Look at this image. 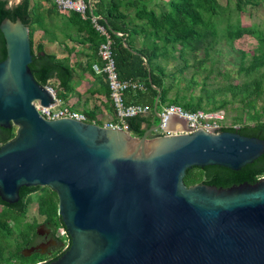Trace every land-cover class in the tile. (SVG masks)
Segmentation results:
<instances>
[{
    "label": "water",
    "instance_id": "obj_1",
    "mask_svg": "<svg viewBox=\"0 0 264 264\" xmlns=\"http://www.w3.org/2000/svg\"><path fill=\"white\" fill-rule=\"evenodd\" d=\"M0 206L12 208L23 188H48L66 249L42 264H264V177L227 189L184 186V173L251 164L264 141L231 132L140 138L121 129L36 112L51 103L28 69L27 28L0 22ZM168 130L183 123L169 119Z\"/></svg>",
    "mask_w": 264,
    "mask_h": 264
},
{
    "label": "trees",
    "instance_id": "obj_2",
    "mask_svg": "<svg viewBox=\"0 0 264 264\" xmlns=\"http://www.w3.org/2000/svg\"><path fill=\"white\" fill-rule=\"evenodd\" d=\"M243 1L234 0L237 5L242 4ZM164 5L165 9L156 14L147 9L143 0H97L94 4V13L99 16V23L105 28L111 40V52L119 79H131L142 84L144 92H147V95H152L150 104H147L151 109L156 99L155 108L157 106L161 108L168 105H178L184 111L194 112L201 108L198 102L193 105H189L187 102L177 104V101L173 99L162 106L167 87L164 86L163 79L165 76L156 62L157 59L171 57L174 52L179 58H182L184 54H191L204 47L206 42L208 45L218 37L235 40L242 35L249 34L259 37L264 43V31L260 32L252 27H240L238 21L234 25H230L227 18L223 28L216 29L218 20H220V13L218 12L220 7L215 0H169ZM50 6L51 10L46 11V13L54 14L55 12V16L61 15L56 12L51 4ZM120 6L132 7L135 10V19L143 20V23L138 25L137 29L129 28L128 22H125V16L118 11ZM32 15L33 10L29 0H20L17 5L11 8H6V3L0 1V22L9 16L13 21L19 20L27 28L31 54L28 69L33 80L40 86L46 85L49 80H54L58 89L56 97L64 101L69 93H73L71 86L73 69L68 60V55L72 52L70 50L66 53V57L56 58L53 54L46 53L40 42L35 45V50L32 51L30 33L33 25H40L39 20ZM61 16L65 17V25L72 26L74 29L75 39H71L73 43L87 46L86 48L89 50V53L85 54L89 59L87 69L91 70V64L97 62L96 46L103 39L93 31L87 21L80 20L76 14L69 13ZM143 31H147L146 37L152 40V44H142L138 50H132L130 39ZM116 33L122 36L117 37ZM4 57L3 40L0 34V61ZM92 61L94 62L91 63ZM238 72L243 74V81L239 85L228 86V89L232 92L233 97H237L253 124L251 126L242 125L236 129L229 126L222 128L220 132L236 133L240 136L264 141V122L259 121L262 113L255 110L258 97L264 103V44L250 55L246 66H241ZM105 96L108 97L107 88ZM140 99L141 96L137 98L135 103L143 104ZM222 106L223 104L217 107L213 106L210 110L204 111H215ZM157 122L154 115L149 114L145 117L129 118L125 120V125L131 136L140 138L145 130L154 127ZM13 135L12 127L9 129L0 128V145L10 140ZM261 177H264V151L251 164L241 167L236 172L217 166H207L201 169L192 167L184 173L182 183L184 186L202 183L217 189H227L241 183L258 180ZM36 191L41 193L36 197L38 215L45 217L52 233L60 228L56 215L57 200L55 194L45 187L23 188L22 197L18 203L12 208L2 206L3 209L0 212V258L4 251L7 253L6 258L3 261L0 260V264H30L34 260V257L24 258L19 253L21 249L28 246L25 230L32 233L34 223L21 224V228L18 230L21 241L15 242L11 247L9 241H15V239L12 238L11 230L5 223V219L7 218L6 215L9 214L15 217L14 221L21 217L29 203V195ZM63 239L66 237L64 236ZM60 248L61 246L57 247L55 255L60 253Z\"/></svg>",
    "mask_w": 264,
    "mask_h": 264
},
{
    "label": "rangeland",
    "instance_id": "obj_3",
    "mask_svg": "<svg viewBox=\"0 0 264 264\" xmlns=\"http://www.w3.org/2000/svg\"><path fill=\"white\" fill-rule=\"evenodd\" d=\"M143 1L148 10H152L157 14L165 9L164 4L169 0ZM215 2L220 7V10H218L220 20H218L216 29L223 28L227 18L230 25H234L238 21L240 27H252L260 32L264 31V0H244L240 5H237L234 0H215ZM31 8L33 10L32 16L40 23L38 26L33 25L30 33L32 51L35 50L37 42H42L45 52L51 51L60 58L65 57L70 50L73 52V45L75 44L72 40L75 39V32L72 26L65 25V17L55 16V12L54 14L45 13L48 10L47 8H50L46 4L43 6L32 4ZM118 11L125 16V22H128L129 28L137 29L138 25L143 23V20L135 19V10L132 7L120 6ZM145 30L148 31V29ZM147 31L133 36L130 42L136 48H139L142 44L151 45L152 40L146 37ZM207 43L191 54H184L182 58H179L177 53L174 52L171 57L157 59L156 62L165 76L163 79L164 86L167 87L162 106L173 99L177 101V104L187 102L189 105H193L198 102L201 106L198 110L202 111L223 104L222 107L217 109L223 113L221 126L234 128L242 125L251 126L253 122L241 107L237 97H233L228 86L239 85L243 81V74H239L238 69L241 66H246L250 55L264 43L259 37L249 34L242 35L235 40L218 37L215 38L214 42L208 45ZM80 54L83 55L85 52L81 51ZM54 85L55 82L51 81L49 83L52 88L55 87ZM139 93H133L132 95L137 98L147 95V92L144 91ZM160 110L159 106L155 108L156 113H159ZM255 110L262 113L259 121L264 122V103L261 102L260 97L256 100ZM12 128L14 132L15 127ZM40 194V191H36L29 195V203L26 205L23 215L16 218V221H14L15 217H12V214L6 215L5 223L11 230L12 238L15 239V241H9L11 247L15 242L19 243L21 241L18 234L21 224L34 223L37 230L43 231L44 227L40 225L43 216L38 215L36 205V197ZM0 212H2L1 209ZM61 232L62 230L58 229L55 231V238L58 242H62L63 239ZM6 255L7 253L4 251L0 260L3 261Z\"/></svg>",
    "mask_w": 264,
    "mask_h": 264
},
{
    "label": "built area",
    "instance_id": "obj_4",
    "mask_svg": "<svg viewBox=\"0 0 264 264\" xmlns=\"http://www.w3.org/2000/svg\"><path fill=\"white\" fill-rule=\"evenodd\" d=\"M6 3V8H11L17 5L20 0H0ZM97 0H50V4L54 7L56 12L61 15L69 13L76 14L80 20L87 21L93 31L103 40L96 46L95 55L97 62L91 64L90 69L95 75L104 78L108 101L112 108L114 121L106 122L100 125L105 129H121L127 131L125 120L133 117H145L153 114L152 109L147 105L137 103H126L123 99L125 93L143 92V85L135 80L118 78L115 64L111 52V40L105 28L99 23V16L94 13V4ZM117 37L122 35L115 34ZM54 80L46 82L44 87L51 96V103L46 107H40L38 101H33L36 112L45 120H72L82 123H91L97 125L92 118H88L85 114L68 109L62 106V101L56 97L57 88H52L49 83ZM157 113L159 117V128L154 133L155 137L163 136H177L183 134H191L197 131L215 134L220 132L222 128L221 120L223 113L219 110L202 111L196 110L194 112H187L175 105L163 106ZM169 119H174L183 123L184 130H168L167 123ZM99 126V125H98ZM233 129H236L232 127ZM130 134V133H129ZM58 230H61L59 228ZM64 234L61 232V237Z\"/></svg>",
    "mask_w": 264,
    "mask_h": 264
},
{
    "label": "crops",
    "instance_id": "obj_5",
    "mask_svg": "<svg viewBox=\"0 0 264 264\" xmlns=\"http://www.w3.org/2000/svg\"><path fill=\"white\" fill-rule=\"evenodd\" d=\"M29 4L30 6H32V4L37 6H43L46 4L47 6H50V1L29 0ZM47 9H51V6ZM40 43L42 44V42ZM73 48V52L68 56L70 67L73 69L71 85L73 87V93H69L67 98L62 101V106L85 114L89 118H92V120H94L99 126L103 123L114 121L112 108L105 96L106 85L103 77L95 75L91 70L87 69L89 59L85 54L89 53L88 48L81 45H73ZM130 48L132 50H138L140 47L136 48V46L130 42ZM81 51H84L85 54L79 55ZM46 53L53 54L51 51ZM53 55L56 58H60L56 54ZM93 62L94 61L91 63ZM56 85L57 83L55 82L54 88H56ZM132 94L133 93H125L123 95V99L126 103H135L137 97ZM140 100L144 105L150 104L152 95H144Z\"/></svg>",
    "mask_w": 264,
    "mask_h": 264
},
{
    "label": "flooded vegetation",
    "instance_id": "obj_6",
    "mask_svg": "<svg viewBox=\"0 0 264 264\" xmlns=\"http://www.w3.org/2000/svg\"><path fill=\"white\" fill-rule=\"evenodd\" d=\"M0 209L2 210L3 207L0 206ZM40 225L44 227L43 231L37 230L36 225L34 226L32 233L25 230V234L27 235L25 237L27 239L28 246L19 251L20 255L24 258L34 257L33 262L30 264H42L54 257L58 246H61L59 252L64 251L67 246V241H65L66 239H63L62 242H58L56 240L55 232H51V229L46 223L45 217H43Z\"/></svg>",
    "mask_w": 264,
    "mask_h": 264
}]
</instances>
